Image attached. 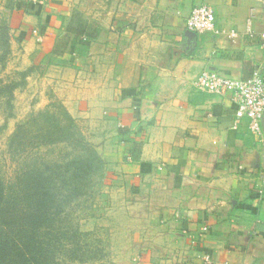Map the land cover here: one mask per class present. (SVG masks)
<instances>
[{
  "label": "crops",
  "instance_id": "1",
  "mask_svg": "<svg viewBox=\"0 0 264 264\" xmlns=\"http://www.w3.org/2000/svg\"><path fill=\"white\" fill-rule=\"evenodd\" d=\"M12 1L24 54L97 122L104 162L156 227L143 264H264V143L230 96L194 85L264 79L262 0ZM202 5L216 32L187 30Z\"/></svg>",
  "mask_w": 264,
  "mask_h": 264
},
{
  "label": "rangeland",
  "instance_id": "2",
  "mask_svg": "<svg viewBox=\"0 0 264 264\" xmlns=\"http://www.w3.org/2000/svg\"><path fill=\"white\" fill-rule=\"evenodd\" d=\"M15 2L3 4L0 0V88L15 86L12 98L0 97V167L7 184L13 182L18 162L23 166L26 161L12 160V136L19 125L46 110L59 115L63 123L67 122L65 110L75 120L84 145L93 147L103 159L97 122L80 117L79 106L76 111L64 103L59 74L35 66L24 54L11 22ZM41 152L61 164L67 161L66 155L76 154L73 147L65 145ZM104 164L87 189L75 196L64 194V198L70 194L63 203L64 213L53 218L45 242L48 256L44 259L51 264H143L145 240L154 236L156 227L137 214L133 197L116 179L117 172Z\"/></svg>",
  "mask_w": 264,
  "mask_h": 264
},
{
  "label": "trees",
  "instance_id": "3",
  "mask_svg": "<svg viewBox=\"0 0 264 264\" xmlns=\"http://www.w3.org/2000/svg\"><path fill=\"white\" fill-rule=\"evenodd\" d=\"M14 88H0V97L12 98ZM64 115L65 123L48 110L33 115L12 136V160L26 161L23 166L18 162L10 184L0 167V264H51L44 256L53 218L64 213L70 194L93 184L105 165L93 147L84 145L75 120L65 110ZM58 145L73 147L76 154L66 155L61 164L41 152ZM65 193L70 194L64 198Z\"/></svg>",
  "mask_w": 264,
  "mask_h": 264
},
{
  "label": "built area",
  "instance_id": "4",
  "mask_svg": "<svg viewBox=\"0 0 264 264\" xmlns=\"http://www.w3.org/2000/svg\"><path fill=\"white\" fill-rule=\"evenodd\" d=\"M36 1V0H34ZM33 1V2H34ZM264 11V0H262ZM251 13L248 23L253 18ZM186 28L194 34L216 32V18L213 8L209 5L196 7L187 19ZM235 36V32H231ZM264 56V37L261 45ZM198 91L216 96H230L237 105V123L247 118L249 120V131L257 138V141L264 143L261 122L264 121V79L258 71L248 79H231L214 72L205 71L195 81ZM264 189V173L260 192ZM204 264H217L210 258L204 260Z\"/></svg>",
  "mask_w": 264,
  "mask_h": 264
}]
</instances>
